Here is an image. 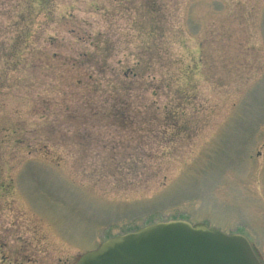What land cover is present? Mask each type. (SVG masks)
I'll list each match as a JSON object with an SVG mask.
<instances>
[{"label":"rangeland","instance_id":"rangeland-1","mask_svg":"<svg viewBox=\"0 0 264 264\" xmlns=\"http://www.w3.org/2000/svg\"><path fill=\"white\" fill-rule=\"evenodd\" d=\"M165 217L264 264V0H0V264Z\"/></svg>","mask_w":264,"mask_h":264},{"label":"water","instance_id":"water-1","mask_svg":"<svg viewBox=\"0 0 264 264\" xmlns=\"http://www.w3.org/2000/svg\"><path fill=\"white\" fill-rule=\"evenodd\" d=\"M73 264H262L248 239L205 223L153 220L79 255Z\"/></svg>","mask_w":264,"mask_h":264},{"label":"flooded vegetation","instance_id":"flooded-vegetation-1","mask_svg":"<svg viewBox=\"0 0 264 264\" xmlns=\"http://www.w3.org/2000/svg\"><path fill=\"white\" fill-rule=\"evenodd\" d=\"M244 149V148H243ZM243 149H241V150H243ZM238 150V149H237ZM241 150H238V154L241 152ZM245 152V151H244ZM236 154V153H235ZM237 154V155H238ZM241 154V153H240ZM244 154V153H243ZM240 156V155H239ZM259 259H261L260 257H258Z\"/></svg>","mask_w":264,"mask_h":264}]
</instances>
